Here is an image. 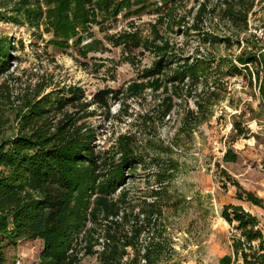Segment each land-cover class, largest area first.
Listing matches in <instances>:
<instances>
[{"label": "rangeland", "instance_id": "rangeland-1", "mask_svg": "<svg viewBox=\"0 0 264 264\" xmlns=\"http://www.w3.org/2000/svg\"><path fill=\"white\" fill-rule=\"evenodd\" d=\"M96 2L72 17L65 38L52 22L56 0H0V37L10 42L0 82L15 96L74 93L63 139L89 135L95 151L135 165L113 194L101 185L71 194L61 264H223L235 233L224 203L255 213L264 232V207L237 197L234 184L264 198V69L232 73L249 50L264 63V36L254 31L264 28V0L246 29L225 16L235 0H124L117 11ZM17 103L3 107L0 137L14 132ZM43 248L40 238L5 239L0 258L32 264Z\"/></svg>", "mask_w": 264, "mask_h": 264}, {"label": "trees", "instance_id": "trees-1", "mask_svg": "<svg viewBox=\"0 0 264 264\" xmlns=\"http://www.w3.org/2000/svg\"><path fill=\"white\" fill-rule=\"evenodd\" d=\"M123 1L97 0L96 4L117 11ZM255 1L235 0L225 9V16L246 29ZM56 2L52 10L54 28L57 35L68 38L76 28L72 17H87L84 6L93 0ZM9 44L7 37H0V75L10 69ZM262 58V54L249 50L238 57V63L232 64V73L244 74L253 64L260 77V68L264 69ZM260 92L264 102V84H261ZM106 98L104 91L96 93L99 102L105 103ZM15 100L17 105L11 107L16 108V128L11 135L0 137V243L7 239L9 244L15 245L21 239L40 238L44 247L41 258L32 264H61L74 223L66 221L64 215L71 194H86L98 185L104 194H113L118 185L126 183L127 173L122 169L128 165L134 169L135 165L130 164V156L118 163L111 160L108 152L95 151L89 135L63 139L62 135L71 125L66 108L77 100L74 93L50 90L42 94L37 89L34 92L25 90L15 96L10 86L0 82V127L7 122L3 112L5 104L15 103ZM224 159L235 161L236 155L227 151ZM234 184L237 197L264 207V198L244 189L237 181ZM35 190L37 193L32 196L30 191ZM221 210L222 217L235 229L233 252L225 254L221 262L264 264V232L260 218L240 203H224ZM0 264H4L3 256Z\"/></svg>", "mask_w": 264, "mask_h": 264}, {"label": "built area", "instance_id": "built-area-1", "mask_svg": "<svg viewBox=\"0 0 264 264\" xmlns=\"http://www.w3.org/2000/svg\"><path fill=\"white\" fill-rule=\"evenodd\" d=\"M254 31H255V33H257V35H258L259 37L264 36V28H260L259 30L255 29ZM16 264H19V260L17 261Z\"/></svg>", "mask_w": 264, "mask_h": 264}]
</instances>
